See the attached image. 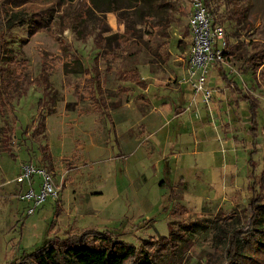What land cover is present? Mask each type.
I'll return each instance as SVG.
<instances>
[{
    "label": "rangeland",
    "instance_id": "rangeland-1",
    "mask_svg": "<svg viewBox=\"0 0 264 264\" xmlns=\"http://www.w3.org/2000/svg\"><path fill=\"white\" fill-rule=\"evenodd\" d=\"M20 1L0 0V14L50 10L46 30L29 33L26 22L7 34L19 55L6 76L12 106L0 100V264L83 229L137 247L178 231L162 264H222L219 237L246 225L262 187L264 75L249 55L264 44V0H212L227 76L257 98L255 138L249 104L235 103L213 64L207 103L188 80L194 0H112V11H99L109 0ZM234 7L241 21L230 18ZM133 66L146 86L120 79ZM41 112L45 129L34 134ZM24 163L58 187L31 215L15 182Z\"/></svg>",
    "mask_w": 264,
    "mask_h": 264
},
{
    "label": "trees",
    "instance_id": "trees-1",
    "mask_svg": "<svg viewBox=\"0 0 264 264\" xmlns=\"http://www.w3.org/2000/svg\"><path fill=\"white\" fill-rule=\"evenodd\" d=\"M58 1L61 3H70L74 0ZM91 1L92 3L94 2L93 0ZM199 1L211 13L215 20L216 8L212 6V0ZM109 2L111 4L109 9H99V11H112L114 7L112 5L113 1L109 0ZM19 5V3L15 2V6ZM35 10L30 12L23 7H14V9L9 8L3 14H0V100L4 99L7 101L8 107H11L12 104L7 93L9 80L6 79V76L11 71V66L19 54L8 46L7 34L15 25H23L26 22L29 23V33L46 30L48 23L44 21L42 16L48 14L50 9L46 8L42 11H40L41 9ZM37 11L39 13H36ZM79 13L75 15L82 20L83 17L80 16L83 13ZM244 14L243 10L234 7L231 12L232 17L230 18L241 21ZM188 33L190 34V28H188ZM224 42L228 46L225 37ZM132 44L134 45V49L129 55L135 57L138 54L139 47L136 45V42L132 41ZM253 47L254 51L249 56V63L253 68L254 74L260 68V75H264V44L254 43ZM225 55L226 52H222V57ZM75 62H77L79 68L81 66L79 60H75ZM213 65L216 67L225 85L239 95V99L236 102L245 101L249 104V133L255 138L257 131V122L255 119L258 107L257 99L249 91L247 92V90L239 87L233 79L228 78L222 61H214ZM120 79L131 80L142 86H146L144 81L140 80L138 69L135 66L122 71L120 73ZM44 120V114L42 112L39 113L37 125L33 131L34 134L39 131H44ZM261 183V190H253L248 199L249 216L246 225L244 227L232 228L231 231L223 232L219 237L221 242L218 243L216 248L220 251L222 264H264V172ZM168 186L171 188V192H173L174 186ZM227 218L239 220L236 213H232ZM176 237L182 238L183 235H179L178 231L170 230L167 236H161L156 239L151 238L144 241L140 247H137L123 242L112 232L83 229L76 236L54 237L53 239L45 240L41 246L30 253H24L21 257L14 259L10 264L28 263V259L30 258L36 264H162L167 249L174 247L173 243ZM18 260L22 261L15 262Z\"/></svg>",
    "mask_w": 264,
    "mask_h": 264
},
{
    "label": "built area",
    "instance_id": "built-area-1",
    "mask_svg": "<svg viewBox=\"0 0 264 264\" xmlns=\"http://www.w3.org/2000/svg\"><path fill=\"white\" fill-rule=\"evenodd\" d=\"M189 28L191 44L187 55L188 80L193 90L207 103L211 94L207 87L208 68L214 61H222V50L225 45L223 28L199 0H194ZM34 177L38 178L36 184ZM15 182L25 185L26 190L21 198L29 203L27 215L33 214L47 198L54 200L58 198V187L51 173L45 169H38L31 163H24L21 166Z\"/></svg>",
    "mask_w": 264,
    "mask_h": 264
},
{
    "label": "crops",
    "instance_id": "crops-1",
    "mask_svg": "<svg viewBox=\"0 0 264 264\" xmlns=\"http://www.w3.org/2000/svg\"><path fill=\"white\" fill-rule=\"evenodd\" d=\"M250 56V55H249ZM260 69V68H259ZM259 69L257 70V72H259ZM215 70H216V72H217V74H218V76H219V73H218V71H217V69H216V67H215ZM255 74H256V72H255ZM208 76H209V73H208ZM258 77H262L261 75H260V73H258V75H257ZM229 78V77H228ZM207 79H208V77H207ZM219 79L224 83V86L226 87V88H228V90L234 95V101H235V103H237L236 102V100L237 99H239L238 97H239V95L237 94V93H235L234 91H232L229 87H227L226 85H225V82L220 78V76H219ZM231 79V78H230ZM234 81V80H233ZM237 84V83H236ZM238 85V84H237ZM242 88V87H241ZM243 90H247V89H244V88H242ZM248 92V91H247ZM249 93L250 94H252L250 91H249ZM253 95V94H252ZM254 96V95H253ZM199 97H200V95H199ZM255 97V96H254ZM256 98V97H255ZM257 99V98H256ZM240 103L242 102V101H239ZM238 102V103H239ZM237 103V104H238ZM181 182H182V180H181ZM177 183V182H176Z\"/></svg>",
    "mask_w": 264,
    "mask_h": 264
}]
</instances>
